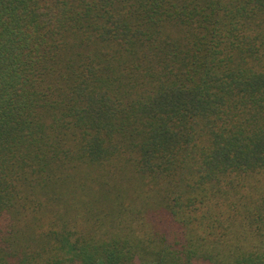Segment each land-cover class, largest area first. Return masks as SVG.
Instances as JSON below:
<instances>
[{
	"label": "trees",
	"instance_id": "obj_1",
	"mask_svg": "<svg viewBox=\"0 0 264 264\" xmlns=\"http://www.w3.org/2000/svg\"><path fill=\"white\" fill-rule=\"evenodd\" d=\"M263 233L264 0H0V264H264Z\"/></svg>",
	"mask_w": 264,
	"mask_h": 264
},
{
	"label": "rangeland",
	"instance_id": "obj_2",
	"mask_svg": "<svg viewBox=\"0 0 264 264\" xmlns=\"http://www.w3.org/2000/svg\"><path fill=\"white\" fill-rule=\"evenodd\" d=\"M82 193H84V191H81V194ZM83 195H85V196H87V194L86 193H84ZM78 200V201H81V197L80 196H78V195H76V197H75V199L74 200H71V202H70V204H73L74 203V201L75 200ZM84 202V201H83ZM82 202V203H83ZM95 207V206H94ZM94 207L92 208V210L94 209ZM200 208V207H199ZM221 208H223L225 211H226V213H225V215L227 216V212L229 213V211L227 210V208L225 207V206H222ZM85 207H81V208H79V211L77 212V213H80V212H82V213H80L79 215H82L83 216V212L85 211ZM219 209V208H218ZM200 210H202V209H200ZM198 211L197 213L199 214V212H201V211ZM231 216H233L234 217V215L233 214H231V213H229ZM148 215V214H147ZM183 215H185V213H183ZM148 217V216H147ZM161 217H163L164 219H166V221L165 220H160V221H157V220H148L149 221V223L152 225V232H157L158 234H164L163 233V231L164 230H170V229H172L171 230V233L169 234V236H168V240H167V242H169V243H165L164 245L165 246H167V247H169V248H171V245H173V246H175V247H179V246H181V244H182V242H180L179 241V234L177 233L176 235H173V234H175L176 232H177V230L176 229H179V227H178V225L176 224V222L175 221H171V217L169 216V214H167L166 212H164V213H162V216ZM139 218V217H138ZM171 218V219H170ZM213 219V218H212ZM173 220V219H172ZM80 222H83V220H79ZM167 223V224H166ZM172 223H173V225H172ZM214 224H216V223H214ZM172 225V226H171ZM159 231V232H158ZM141 233V232H140ZM169 233V232H168ZM261 239L264 241V233L262 234V236H261ZM175 247L173 248V249H175ZM139 263H140V261H139ZM150 264H152V263H150Z\"/></svg>",
	"mask_w": 264,
	"mask_h": 264
}]
</instances>
